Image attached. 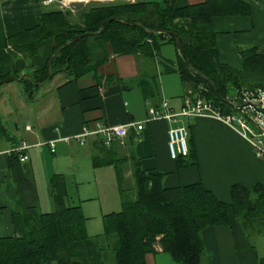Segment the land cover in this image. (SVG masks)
<instances>
[{
	"label": "crops",
	"instance_id": "0c3cea01",
	"mask_svg": "<svg viewBox=\"0 0 264 264\" xmlns=\"http://www.w3.org/2000/svg\"><path fill=\"white\" fill-rule=\"evenodd\" d=\"M144 1L183 9L206 0ZM239 1L246 4V12L241 9L236 14L215 16L211 20L218 62L236 71L243 66L241 52L251 49L264 52V0ZM47 10L43 0H0V79L14 75L30 77L48 65L53 48L51 40L41 42L40 53L32 62L20 54L14 55L6 45L8 37L37 27ZM188 22L181 19L177 25L185 27ZM163 45L173 46L164 43L156 53L148 55L140 51L125 53L107 43L105 60L84 76L72 79L59 73L29 93L22 82L11 86L10 91L0 86V105L8 104L6 112L10 122L15 123L9 130L0 115L4 128L0 133V238L15 234L12 213L20 209L19 198L7 169V156L9 150L21 143L27 145V160L20 162L30 165L34 180L33 166L37 160L47 161L40 176L48 186L50 197V179L54 174L65 177L66 187L69 180L80 185L82 176V184L88 180L87 184L94 189H85L82 193L80 189V198V193L85 192L99 201L101 194L110 195L120 199L122 208L123 188L129 190L126 200L135 198L133 173L136 169L161 175L164 188L199 184L230 208L233 186L250 192L255 186L264 188V158H256L246 140L214 118L182 117L175 123L152 121L138 134L133 127L129 128L124 144L114 142L109 148L97 137L88 139L84 145L76 143L74 138L85 125L99 122L104 126H121L142 122L148 118L150 108L160 110L164 102L171 112L181 110L190 86L177 72L180 54L176 46L175 53L166 58L160 55ZM28 94H32L31 98ZM236 99L237 95L228 102L234 106ZM233 108L229 114L235 113ZM176 126L187 129L189 154L173 160L169 156L167 131ZM8 139L10 147L7 148ZM63 139L69 142L60 141ZM50 142H55L54 153L49 150ZM104 160L110 164L94 165L95 161ZM115 162L119 165L121 185ZM259 198L260 194L254 193L250 199L257 203ZM77 205L81 210L84 208ZM255 206L247 217H236L231 211L227 226L202 230L203 257L199 264H264V211H257ZM154 246L159 249L145 255V264H176L159 245Z\"/></svg>",
	"mask_w": 264,
	"mask_h": 264
},
{
	"label": "trees",
	"instance_id": "16d2710c",
	"mask_svg": "<svg viewBox=\"0 0 264 264\" xmlns=\"http://www.w3.org/2000/svg\"><path fill=\"white\" fill-rule=\"evenodd\" d=\"M241 9L246 12V4L239 0H206L201 5L183 9L139 0L136 3L91 6L76 16L47 10L37 27L8 37L6 45L14 55L20 54L32 62L40 53L41 42L51 40L50 56L58 50L50 65L53 76L65 73L76 79L92 72L105 60L107 43L125 53L140 51L153 55L164 43L175 46L173 37L167 32L175 33L190 64L188 67L179 55L177 72L194 92L202 86L204 97L226 115L234 109L225 102L230 101L227 97L229 89L233 88L237 97L242 91L264 92V52L255 49L241 52L243 66L240 71L220 64L217 59L211 20L215 16L236 14ZM112 18L140 23L157 33L111 22L98 34L70 43L80 33H96L105 21ZM181 19L189 20L185 27L177 25ZM195 72L207 77L216 90ZM48 76L47 65L30 76L35 85L26 80L22 83L29 93L47 82ZM3 131L0 124V133ZM20 155L9 150L7 156V169L16 185L20 209L12 213L14 236L0 238V264H108L106 249L100 246V241L106 242V246L114 241L112 264H145V255L154 252L156 244L176 264H199L203 257V229L227 226L231 211L236 217L249 216L248 212L255 205L257 211H264V188L261 186H255L252 192L233 186L230 208L199 184L164 188L161 175L146 174L136 169L133 173L134 200L122 198L119 212L103 216L102 236L91 239L87 237L86 218L80 206L68 202L63 175L54 174L50 179L54 211H38L32 171L20 162ZM109 164L107 160L94 163L95 166ZM115 164L118 184L121 185L118 162ZM253 192L260 194L257 203L250 199Z\"/></svg>",
	"mask_w": 264,
	"mask_h": 264
},
{
	"label": "built area",
	"instance_id": "2783aa9c",
	"mask_svg": "<svg viewBox=\"0 0 264 264\" xmlns=\"http://www.w3.org/2000/svg\"><path fill=\"white\" fill-rule=\"evenodd\" d=\"M204 94L205 89L202 86H199L196 92L190 88L184 106L179 112H171L164 102L160 110L150 108L148 110V118L142 122H132L121 126H104L99 122H95L91 125H85L82 128V132L74 139L77 144L84 145L88 139L97 137L101 140L103 146L109 148L114 142L123 145L124 139L131 127L138 134L144 129L145 124L152 121L164 120L175 123L182 117L189 119L209 117L220 121L238 133L248 142L256 158H264V93L261 91L240 92L237 99L233 102L235 113L229 115L220 113L211 101L204 97ZM187 136V129L183 126L168 129L167 146L171 159L174 160L179 156L186 157L189 154ZM60 141L64 143L69 142L68 139ZM48 147L50 152L54 153L55 142H50ZM26 149L27 145L21 143L19 147L14 148L12 151L21 153L20 161L25 162L27 160L25 155ZM154 248L156 250L159 249L158 246H154Z\"/></svg>",
	"mask_w": 264,
	"mask_h": 264
},
{
	"label": "rangeland",
	"instance_id": "374dc122",
	"mask_svg": "<svg viewBox=\"0 0 264 264\" xmlns=\"http://www.w3.org/2000/svg\"><path fill=\"white\" fill-rule=\"evenodd\" d=\"M43 1L46 2V6L48 10H58L61 11L62 13L69 12L72 14V16H76L80 12L88 10L91 6L111 5L113 3H122V2L136 3L139 0H105V1H89V2H74V3H67L65 2V0H43ZM147 1H152V0H147ZM153 1H158V0H153ZM174 48H175L174 45L173 46L163 45L161 47L160 55L162 57L167 58L168 55H172V52L175 53ZM16 85H17L16 81H9L1 86H5V90L10 91L9 88L11 86H16ZM227 95L229 99H233L236 96V93L234 90H229ZM9 98H10V92H9ZM2 101L8 103L6 99H3ZM7 105L4 104L0 105V115L4 120V123L7 125V127L10 130L11 128L13 129L15 123L10 122V116H8V113L6 112ZM8 147H10L9 141L7 143V148ZM46 151L48 154L49 151L47 149ZM56 157L58 156L56 155ZM51 158L53 159V156ZM37 161L38 163L35 165V167L33 166L34 177H35L34 185L38 195L37 209L40 213H50L54 211L55 205L48 193L49 191H47L48 186L42 183V176H40V173L43 170L44 165L47 161L44 162L41 158L38 159ZM98 178H99V173H98ZM79 180H80V185H76L75 182H73L72 180L68 181L67 184L68 202L71 205L80 204L81 206L82 205L84 206V208L82 209V214L87 219L85 225L87 237L91 239H95V238L98 239L103 234V215L112 212H119L121 210L120 199L118 197H112L110 195L105 196L101 194V198L99 201V200H94L95 198L93 194L86 195V192L81 194L85 189L88 190L89 188L91 189L94 188L92 187V185L87 184L88 180H86V182L82 184L84 181V178L82 176L79 177ZM80 189H81V193H80L81 198L79 197ZM123 189L125 194L124 199H127L129 196V190H127V188H123ZM100 243H101L100 246L106 249L105 253L107 256L108 264H112L111 257H112V250L115 245L114 241H110L107 246H106V242L100 241Z\"/></svg>",
	"mask_w": 264,
	"mask_h": 264
},
{
	"label": "water",
	"instance_id": "95a60500",
	"mask_svg": "<svg viewBox=\"0 0 264 264\" xmlns=\"http://www.w3.org/2000/svg\"><path fill=\"white\" fill-rule=\"evenodd\" d=\"M111 22L120 23V24H122V25H126V26H135V27L143 28L144 30H146L147 32L152 33V34L157 33L156 30H148V29L144 28L140 23L127 22V21H123V20H120V19H117V18H112V19H109V20L105 21V22L99 27V30H98L96 33H80V35H79V36H76L73 40L70 41V43H74V42H76V41L82 39V38L85 37V36H90V35L98 34V33L104 28V26H105L106 24L111 23ZM167 35L173 37V39H174V43H175V46H176V48H177V50H178L180 56H181V57L183 58V60L185 61L186 65H187L188 67H190V64H189V62H188V59H187V57L184 55V53H183V51H182V48H181V46H180V43H179V40H178V36H177V34H175V33H171V32H167ZM57 53H58V50H57L56 52H54V54H52V56L50 57V59H49V61H48V74H49V76H48V80H50V79L53 77V73H52V71H51V69H50V65H51V61H52L53 57H54ZM195 73H196L201 79H203L204 81H206V82L209 84V86H210L214 91L216 90L214 84H213L210 80H208L207 77H205V76H204L202 73H200V72H195ZM23 80H26V81L30 82L31 84H33V83L31 82L30 77H29L28 75H22V76H20V77H16V76H8V77H6L5 79L0 80V86L3 85V84H5V83H7V82H9V81L22 82ZM33 85H35V84H33ZM225 102L229 103V102L226 101V100H225ZM229 104H230V103H229Z\"/></svg>",
	"mask_w": 264,
	"mask_h": 264
},
{
	"label": "bare ground",
	"instance_id": "6f19581e",
	"mask_svg": "<svg viewBox=\"0 0 264 264\" xmlns=\"http://www.w3.org/2000/svg\"><path fill=\"white\" fill-rule=\"evenodd\" d=\"M89 1H105V0H65L67 3H74V2H89Z\"/></svg>",
	"mask_w": 264,
	"mask_h": 264
}]
</instances>
